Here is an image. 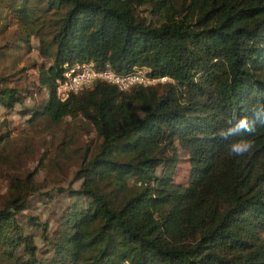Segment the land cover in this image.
Listing matches in <instances>:
<instances>
[{"label": "trees", "instance_id": "trees-1", "mask_svg": "<svg viewBox=\"0 0 264 264\" xmlns=\"http://www.w3.org/2000/svg\"><path fill=\"white\" fill-rule=\"evenodd\" d=\"M10 24L17 47L30 51L35 36L50 60L32 84L46 98L21 113L53 124L80 116L98 142L76 171L79 188L40 191L33 173L11 176L0 261L264 264V123L222 135L233 115L264 108V0H0V36ZM85 61L168 81L127 91L97 82L60 100L55 80ZM23 98L0 77V107ZM241 139L254 147L234 156ZM32 195L46 218L28 212Z\"/></svg>", "mask_w": 264, "mask_h": 264}, {"label": "rangeland", "instance_id": "rangeland-1", "mask_svg": "<svg viewBox=\"0 0 264 264\" xmlns=\"http://www.w3.org/2000/svg\"><path fill=\"white\" fill-rule=\"evenodd\" d=\"M15 28L10 24L0 36V77H7L8 85L18 89L24 98L23 104H16L11 111L0 107V135L8 134L6 141H0V203L7 198L12 175L22 177L33 173L40 191L79 188L81 181L75 179L76 171L85 151H94L98 142L93 126L80 116L66 117L53 124L44 119L30 122V115L21 113L46 98L47 92L32 84L36 83L37 67L48 65L50 60L39 54L35 36L30 38V51L23 44L17 47L19 33ZM166 81L168 79L163 82ZM181 153L183 158L187 157L184 151ZM188 169L186 161L180 162L175 172L176 181L186 182ZM30 198L32 208L28 212L46 218L48 212L43 205L36 202L34 195ZM0 264L11 263L1 260Z\"/></svg>", "mask_w": 264, "mask_h": 264}, {"label": "built area", "instance_id": "built-area-1", "mask_svg": "<svg viewBox=\"0 0 264 264\" xmlns=\"http://www.w3.org/2000/svg\"><path fill=\"white\" fill-rule=\"evenodd\" d=\"M167 77L154 78L146 67H136L127 73H118L111 66L98 67L94 61L66 64L62 75L55 80L56 95L65 100L73 93L91 88L97 82H107L127 91L134 86L155 84Z\"/></svg>", "mask_w": 264, "mask_h": 264}, {"label": "clouds", "instance_id": "clouds-1", "mask_svg": "<svg viewBox=\"0 0 264 264\" xmlns=\"http://www.w3.org/2000/svg\"><path fill=\"white\" fill-rule=\"evenodd\" d=\"M254 118L244 116L237 119L235 115L227 120V127L223 130L222 135L227 138L228 136H236L240 133L247 132L253 133L255 131V125L257 121L264 123V108L254 109ZM254 144L249 139H241L230 145V153L234 156H244L250 152Z\"/></svg>", "mask_w": 264, "mask_h": 264}]
</instances>
